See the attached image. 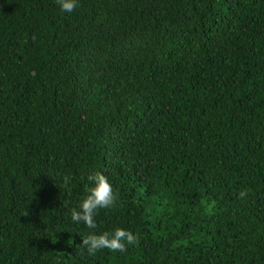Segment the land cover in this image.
<instances>
[{"label":"trees","instance_id":"1","mask_svg":"<svg viewBox=\"0 0 264 264\" xmlns=\"http://www.w3.org/2000/svg\"><path fill=\"white\" fill-rule=\"evenodd\" d=\"M0 264H264V0H0Z\"/></svg>","mask_w":264,"mask_h":264},{"label":"clouds","instance_id":"2","mask_svg":"<svg viewBox=\"0 0 264 264\" xmlns=\"http://www.w3.org/2000/svg\"><path fill=\"white\" fill-rule=\"evenodd\" d=\"M60 8L64 12L71 13L78 7V0H57ZM89 187L86 188L87 195L79 203L78 207L70 209L71 219L76 223H84L88 229H96L97 223L94 217L99 209H110L117 203V195L108 177L100 171L88 175ZM70 183L68 176L64 177V187ZM248 196V191L243 190L239 197L244 199ZM139 243L138 236L131 231L116 228L114 231H104L97 234L95 231L82 236L81 250L86 249L89 256H94L102 249H109L113 252H126L127 245Z\"/></svg>","mask_w":264,"mask_h":264}]
</instances>
